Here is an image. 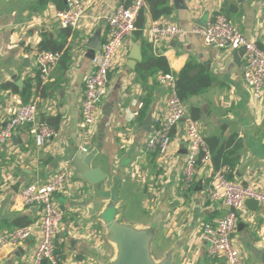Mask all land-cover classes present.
Masks as SVG:
<instances>
[{"label":"crops","instance_id":"crops-1","mask_svg":"<svg viewBox=\"0 0 264 264\" xmlns=\"http://www.w3.org/2000/svg\"><path fill=\"white\" fill-rule=\"evenodd\" d=\"M131 1L83 0L85 16L77 29H71L55 22L60 8L54 0H0V127L25 104L24 91L30 86V100H40L38 120L58 134L39 150L33 138L35 128L27 125L0 146V235L17 228L14 220L18 217H27L33 225L40 220L38 207L21 203L23 185L46 183L66 168L68 182L56 194L63 213L57 255L62 264H103L112 255L98 221L103 207L99 198L104 195L82 178L73 162L75 154L98 151L92 169H100L109 186L115 181L127 221L153 223L158 228L155 245L161 242L164 246L160 256L173 247L177 250L175 264H226L221 257L208 256L201 238L202 226L222 218L228 210L223 203L208 199L207 188L212 174L226 168L230 180L264 192V163L260 162L264 157L260 140L264 138V97L260 102L252 98L242 78L243 55L209 48L199 34H191L184 42L153 44L148 29L158 23L191 31L223 13L246 38L264 47V0H168L172 12L158 20L153 19L147 3L141 36L137 29L116 56L99 117L85 133L80 110L85 79L92 69L90 49L98 47L100 40L103 43L108 14ZM45 34L63 46L58 65L42 83L36 56ZM137 53L140 61L132 59ZM149 56L164 57L173 75L189 62L203 67L212 84L186 103L189 117L193 119V110L204 139H216L225 153L240 143L236 154L229 156V165L217 168L212 158L200 163L189 189L182 183L188 149L184 123L172 130L166 156L145 148L154 121L164 117L167 108L166 89L158 82L162 71L153 67L141 76L140 67ZM233 238L243 264H260L264 203L245 206ZM38 240L35 230L20 245H0V264H29Z\"/></svg>","mask_w":264,"mask_h":264},{"label":"built area","instance_id":"built-area-1","mask_svg":"<svg viewBox=\"0 0 264 264\" xmlns=\"http://www.w3.org/2000/svg\"><path fill=\"white\" fill-rule=\"evenodd\" d=\"M147 7V0H132L129 5H121L106 17L107 33L101 51L92 60V69L85 79L84 97L81 103V124L85 133L95 125L100 104L107 93L109 77L115 59L125 42L137 30V20ZM85 16L83 0H66V8L55 15V22L64 28L77 29ZM151 42L159 44L169 40L187 41L191 34H199L204 44L212 49L223 51H243L241 66L242 78L254 101L264 97V47L246 38L223 14L217 13L205 26L191 31L177 24L153 23L149 29ZM62 54L52 51H39L36 62L39 80L47 82L58 65ZM158 82L167 92L166 115L154 121L147 136L145 148L149 152L166 156L170 149L171 132L184 123L188 139V149L184 160L182 183L185 189L191 188L197 177L200 163L211 159L210 150L202 135L200 125L191 119L186 104L178 97L176 78L173 74H161ZM39 98L30 100L0 127V146L10 141L21 127L33 125L34 142L43 150L58 134L47 123L38 120ZM69 179V170L62 168L54 173L46 183L29 182L23 185L19 197L24 207H38L40 220L35 225L15 228L0 235V245H20L39 231V240L32 261L29 264H62L57 255L60 242L63 213L56 202L59 193ZM207 197L212 202H221L227 213L201 229V238L207 245L211 258L221 257L226 264H243L242 256L234 243V232L240 213L247 201L264 203V192L251 185L237 183L228 178L226 168L215 171L207 188Z\"/></svg>","mask_w":264,"mask_h":264},{"label":"water","instance_id":"water-1","mask_svg":"<svg viewBox=\"0 0 264 264\" xmlns=\"http://www.w3.org/2000/svg\"><path fill=\"white\" fill-rule=\"evenodd\" d=\"M101 45L100 40L98 47L93 46L90 49L91 59H94L97 52L101 51ZM236 55H244V52L236 51ZM132 59L140 61L141 56H138V53L133 54ZM260 140L264 145V138ZM97 153L98 151L75 154L73 162L82 178L95 186L96 192L100 191L104 195L99 198L103 207L98 214V221L104 228L105 241L112 249V255L105 259L103 264H175L177 250L173 247L165 251L162 256L156 255L154 246L159 231L153 223L142 225L125 219L115 181L109 186L106 176L100 169H92ZM260 162L264 163V157L260 159ZM249 204L258 205L259 203L247 201L246 205ZM260 264H264V256Z\"/></svg>","mask_w":264,"mask_h":264},{"label":"trees","instance_id":"trees-1","mask_svg":"<svg viewBox=\"0 0 264 264\" xmlns=\"http://www.w3.org/2000/svg\"><path fill=\"white\" fill-rule=\"evenodd\" d=\"M59 4L60 10H64V1L63 0H54ZM147 3L150 5L152 16L154 20H158L164 15L171 14V8L168 5V0H147ZM61 5V6H60ZM137 29L140 30L138 36H141V30L143 29V19L142 14L137 20ZM63 45L56 44L52 38L51 34H45L41 42V51H52L58 52L61 51ZM156 67L157 71H162L163 74L171 73L167 60L164 57H146L144 62L140 67L141 76L144 77L143 71ZM176 78V90L178 97L186 104L191 98L196 96L203 95L206 90L211 86L212 79L207 74V71L196 65L195 62H189L179 73L174 74ZM32 88L29 86L28 89H25L24 95H26L25 104L30 101ZM192 118L195 120L194 111L192 110ZM206 144L210 150L211 158L219 168L222 164L226 165L230 163V155H235L236 150L240 147V143L234 146V150H231L228 153H225L224 149L218 148V141L216 139H206ZM234 139L229 143V146L233 144ZM33 221L27 217H18L14 220V225L19 227H25L33 225Z\"/></svg>","mask_w":264,"mask_h":264},{"label":"rangeland","instance_id":"rangeland-1","mask_svg":"<svg viewBox=\"0 0 264 264\" xmlns=\"http://www.w3.org/2000/svg\"><path fill=\"white\" fill-rule=\"evenodd\" d=\"M102 233H103V230H102ZM163 244L161 242H158L156 245H155V252H156V255L157 256H160L162 254V249H163Z\"/></svg>","mask_w":264,"mask_h":264}]
</instances>
